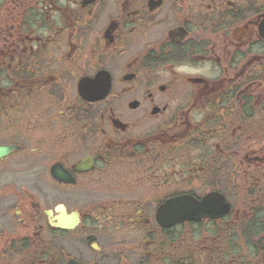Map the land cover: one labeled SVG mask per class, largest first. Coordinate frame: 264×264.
Returning a JSON list of instances; mask_svg holds the SVG:
<instances>
[{
  "label": "flooded vegetation",
  "instance_id": "flooded-vegetation-1",
  "mask_svg": "<svg viewBox=\"0 0 264 264\" xmlns=\"http://www.w3.org/2000/svg\"><path fill=\"white\" fill-rule=\"evenodd\" d=\"M0 264H264V0H0Z\"/></svg>",
  "mask_w": 264,
  "mask_h": 264
},
{
  "label": "water",
  "instance_id": "water-1",
  "mask_svg": "<svg viewBox=\"0 0 264 264\" xmlns=\"http://www.w3.org/2000/svg\"><path fill=\"white\" fill-rule=\"evenodd\" d=\"M0 152H1V150H0Z\"/></svg>",
  "mask_w": 264,
  "mask_h": 264
}]
</instances>
